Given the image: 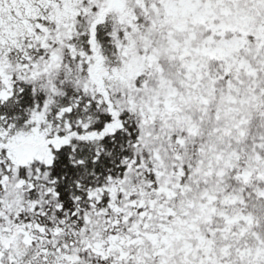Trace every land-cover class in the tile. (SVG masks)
I'll return each instance as SVG.
<instances>
[{"label": "snow or ice", "instance_id": "obj_1", "mask_svg": "<svg viewBox=\"0 0 264 264\" xmlns=\"http://www.w3.org/2000/svg\"><path fill=\"white\" fill-rule=\"evenodd\" d=\"M0 264H264V0H0Z\"/></svg>", "mask_w": 264, "mask_h": 264}]
</instances>
